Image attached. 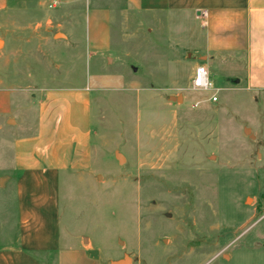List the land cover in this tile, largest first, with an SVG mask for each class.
Instances as JSON below:
<instances>
[{"label":"rangeland","instance_id":"obj_1","mask_svg":"<svg viewBox=\"0 0 264 264\" xmlns=\"http://www.w3.org/2000/svg\"><path fill=\"white\" fill-rule=\"evenodd\" d=\"M63 1L7 0L0 47L13 50L33 88L98 71L65 47ZM77 19L72 35L84 43L85 18ZM157 19L135 10L115 18L117 61L105 71L126 83L92 90L95 171L92 182L62 184L63 226L91 237L104 264H264V92L236 81L237 56L210 60L179 47L157 32ZM199 65L209 68L211 90L192 85ZM10 140L0 130V158ZM4 186L0 241L12 228Z\"/></svg>","mask_w":264,"mask_h":264},{"label":"crops","instance_id":"obj_2","mask_svg":"<svg viewBox=\"0 0 264 264\" xmlns=\"http://www.w3.org/2000/svg\"><path fill=\"white\" fill-rule=\"evenodd\" d=\"M113 1H63L62 15L70 25L65 47L76 50V59L88 56L89 64L99 66L86 81L33 88L13 50L7 51L6 43L0 47V130L11 136L1 144L9 155L0 158V178H5L4 188L10 185L12 198L3 204L12 228L0 241V264H104L91 237L63 226L61 198L63 183L93 179L92 90L126 83L125 74L105 71L117 61V16L127 10L162 16L157 32L168 33L179 47L203 50L210 60L237 56L240 83L264 92V0ZM7 6L0 0V30ZM81 16L84 43L72 35Z\"/></svg>","mask_w":264,"mask_h":264},{"label":"built area","instance_id":"obj_3","mask_svg":"<svg viewBox=\"0 0 264 264\" xmlns=\"http://www.w3.org/2000/svg\"><path fill=\"white\" fill-rule=\"evenodd\" d=\"M52 6L54 5L52 4ZM202 15L207 16V12L203 11ZM192 85L195 89H199V90L208 91L212 89L213 81L210 77V73L206 68V66L199 65L196 67L193 75ZM211 99L213 101L218 100V95L217 94L213 95Z\"/></svg>","mask_w":264,"mask_h":264},{"label":"water","instance_id":"obj_4","mask_svg":"<svg viewBox=\"0 0 264 264\" xmlns=\"http://www.w3.org/2000/svg\"><path fill=\"white\" fill-rule=\"evenodd\" d=\"M236 81L239 82L240 80L237 78ZM182 97H183L182 94H179V96H171V98L174 99V100H176V101L180 100ZM4 181H5V178L4 177L0 179V183L1 184H3ZM121 262H123V260H121Z\"/></svg>","mask_w":264,"mask_h":264},{"label":"bare ground","instance_id":"obj_5","mask_svg":"<svg viewBox=\"0 0 264 264\" xmlns=\"http://www.w3.org/2000/svg\"><path fill=\"white\" fill-rule=\"evenodd\" d=\"M60 35H61V33H59ZM129 260V258H127L125 261H128ZM124 260H123V262H125Z\"/></svg>","mask_w":264,"mask_h":264}]
</instances>
